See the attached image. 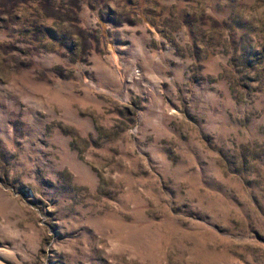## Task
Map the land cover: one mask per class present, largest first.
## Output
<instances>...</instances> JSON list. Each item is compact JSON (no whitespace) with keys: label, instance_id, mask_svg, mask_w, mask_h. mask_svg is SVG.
<instances>
[{"label":"rangeland","instance_id":"1","mask_svg":"<svg viewBox=\"0 0 264 264\" xmlns=\"http://www.w3.org/2000/svg\"><path fill=\"white\" fill-rule=\"evenodd\" d=\"M0 264H264V0H0Z\"/></svg>","mask_w":264,"mask_h":264}]
</instances>
